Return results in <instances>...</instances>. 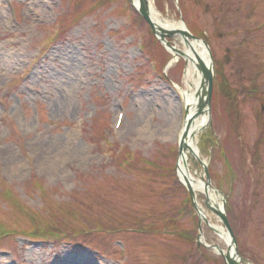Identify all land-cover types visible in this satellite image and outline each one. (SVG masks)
<instances>
[{
	"label": "rangeland",
	"instance_id": "374dc122",
	"mask_svg": "<svg viewBox=\"0 0 264 264\" xmlns=\"http://www.w3.org/2000/svg\"><path fill=\"white\" fill-rule=\"evenodd\" d=\"M99 1L0 0V223L21 232L27 225L3 200V182L35 212L42 210L43 200L32 189L36 185L32 178L48 191L41 195L46 207L52 198L70 204V210L85 202L90 206L77 225L63 227L64 241L0 239V264H179L163 251H185L175 226L164 227L159 236L137 235L125 227L105 233L114 226L113 210L133 215L152 210L156 199L149 192L158 194L162 214L171 213L170 207L178 206L183 196L178 192L172 205H164L159 194L173 188L172 179L145 171L143 163L119 171L118 152L124 148L157 164L176 163L177 153L168 150L177 149L184 109L172 83L184 86V66L181 60L175 69H167L165 57L161 68L157 64L153 70L146 23L127 0L112 4L104 0L106 5L95 9ZM200 1L193 9V0H152L170 23L181 18L188 27L196 21L214 58L222 62L226 58L222 72L236 90L241 112L238 139L227 142L223 112L222 120L219 111L216 116L221 104L212 95L214 135L211 148L208 139L203 145L202 156L209 172L217 176L226 173L224 157L233 167L231 181L221 182L231 207L229 222L243 260L264 264V143L258 152L254 145L259 135L255 112L264 96V0ZM9 4L17 11L14 24L8 20ZM168 42L182 48L174 38ZM119 111L126 119L116 132L113 124ZM154 113L150 127L148 118ZM166 132L174 135L162 137ZM204 136L197 135L196 142L201 144ZM214 141L222 142L221 150ZM56 153L59 159L66 154L72 161L55 176L44 167V158ZM211 184H217L215 177ZM100 196L107 201L105 209L98 202ZM184 221L177 230L189 227L188 218ZM84 224L99 225L104 232L72 237L71 231H80ZM206 237L210 238L206 243L214 242V236ZM200 250L209 259L200 258L196 264H223L212 251Z\"/></svg>",
	"mask_w": 264,
	"mask_h": 264
},
{
	"label": "bare ground",
	"instance_id": "6f19581e",
	"mask_svg": "<svg viewBox=\"0 0 264 264\" xmlns=\"http://www.w3.org/2000/svg\"><path fill=\"white\" fill-rule=\"evenodd\" d=\"M151 1L145 3L147 0H131L136 10L144 7L151 21L155 23L156 29L176 31L177 35L175 39L182 44V49H178V46L167 49L173 61L182 59L184 62L182 72L184 86L177 87L184 104L185 117L179 133V138L181 136L183 138L181 139V153L178 156L176 172L179 180L186 183L193 192V199L192 197L189 199L188 205L190 207L192 199L193 208H190V211L192 215H196L195 218L198 216L200 244L205 245L206 239L210 240V238L206 237V234L214 236V242L212 241V245L210 244L206 247V250L212 251L216 256L220 257L224 264H228L227 259L237 263L239 262L237 253L231 245L226 230L219 223L220 195H218L216 189L207 186L203 181L206 180V165H208V160L202 156L204 152L203 145L208 143L207 139L210 141L212 109L211 100L207 99L209 89L200 70V64L209 67L208 53L202 43L178 34L177 31H185L186 27L184 28L180 23H170L163 19ZM184 33L188 34L187 32ZM211 78L213 79L214 77L211 76ZM200 133L205 134L201 144L196 142V137ZM171 135L174 134L166 132L162 137H169ZM209 147L211 148V141ZM59 154H49L44 158V167L46 166V169L53 172L55 176L59 173L65 160L69 158V156H61L59 159ZM73 158L76 157L73 156ZM77 158L79 161L82 159V156L78 154ZM192 165L199 169V171L193 170ZM196 227L198 228L197 225ZM220 242L224 246L218 244ZM200 258L196 257V261L198 262Z\"/></svg>",
	"mask_w": 264,
	"mask_h": 264
},
{
	"label": "water",
	"instance_id": "95a60500",
	"mask_svg": "<svg viewBox=\"0 0 264 264\" xmlns=\"http://www.w3.org/2000/svg\"><path fill=\"white\" fill-rule=\"evenodd\" d=\"M139 13H140L141 16H142V17H143V18H144V19L150 24V26L152 27L153 32H154L155 34H157V32H156V30H155V26H154V25L152 24V22L150 21L149 16H148L146 10L144 9V7H142V8L139 10ZM182 33L185 34L184 32H182ZM167 34H168L169 36H172V33H171V32H167ZM186 35L189 36L188 34H186ZM159 37H160V40H161V41H164V35L159 34ZM198 68H199V65H198ZM200 70H201L202 73H203V76H204V78H205V80H206V83H207V86H208V89H209V96L207 97V99H209V97H210V91H211V76H212V74H211V70L205 68L204 65H202V64H200ZM206 178H207V183H206V185H207V186H210L207 171H206ZM187 189L189 190V192H190L191 195H192L191 190H190L188 187H187ZM217 213H218V212H217ZM218 214H220V215H218ZM218 214H217V215L220 217V219H221V221H222V223H223V226L225 227L226 231L228 232V235L230 236V238H231V240H232V244H233V246H234V250H235V241H234V238H233V236H232V232H231V230H230V228H229V226H228L227 220H226V218H225V216H224V214H223L222 212H220V213H218ZM227 262H228V264H237V263H235V262L230 261L229 259H227Z\"/></svg>",
	"mask_w": 264,
	"mask_h": 264
},
{
	"label": "trees",
	"instance_id": "16d2710c",
	"mask_svg": "<svg viewBox=\"0 0 264 264\" xmlns=\"http://www.w3.org/2000/svg\"><path fill=\"white\" fill-rule=\"evenodd\" d=\"M46 233H48V232H46Z\"/></svg>",
	"mask_w": 264,
	"mask_h": 264
}]
</instances>
